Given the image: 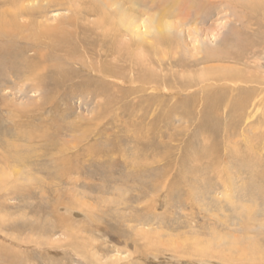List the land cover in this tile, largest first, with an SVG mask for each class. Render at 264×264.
<instances>
[{
	"label": "rangeland",
	"instance_id": "374dc122",
	"mask_svg": "<svg viewBox=\"0 0 264 264\" xmlns=\"http://www.w3.org/2000/svg\"><path fill=\"white\" fill-rule=\"evenodd\" d=\"M111 1L107 17L146 10L136 26L179 12L168 20L174 44L158 52L154 31L124 30L123 43L142 45L134 86L123 72L127 82L107 91L114 101L85 73L55 88L0 70V264H264V102L250 115L228 103L206 113L213 82L199 83L215 67L264 89V11L250 0H206L200 15L179 10L182 0ZM66 7L51 4L41 20L70 16ZM195 47L255 52L189 67Z\"/></svg>",
	"mask_w": 264,
	"mask_h": 264
},
{
	"label": "bare ground",
	"instance_id": "6f19581e",
	"mask_svg": "<svg viewBox=\"0 0 264 264\" xmlns=\"http://www.w3.org/2000/svg\"><path fill=\"white\" fill-rule=\"evenodd\" d=\"M137 1L140 2L141 0ZM172 1L175 4L178 2V0ZM205 1L182 0L179 10L185 6L184 10H193L195 6V15H200L204 12L205 8L203 5L206 3ZM34 3L37 5H33L31 0H0V70L5 73H16L17 69H24L28 73H31L32 79H28V82H32L33 87H39L41 84H50L57 88L63 86V82L69 83L74 80L79 73H85L96 79L94 83L98 82V85H92L93 91L95 89V92L99 96L107 97L108 103L113 98H116L114 97L116 95L110 97L112 95L109 96L107 91L109 89H118L120 88V83L127 82L124 79L123 72L127 71L129 73L127 77L129 83L132 84L134 82V72L137 70L135 67H137L139 62L136 51L140 49L142 44L135 43L134 39L123 43L120 39L124 36V30L128 33L136 30L133 34L129 35L132 37L137 36V32L142 28H145V31H154L155 34L152 36L154 46L152 50L154 52H158L161 47H169L174 44L171 32L177 26L175 27V23L168 20L174 17L173 13L176 15L179 12L176 14L172 12L171 15L164 13V19L160 18L161 21L152 18L144 25L139 24L136 26L140 21L139 17L147 12L146 10H143L145 13L137 11L136 5H129L127 12L123 8H119L115 10L114 15L109 14L107 17L105 12L113 6L111 0H34ZM247 3L245 6L248 5L252 12L264 11V5H262L264 4V0H250ZM51 4L53 7L58 8L67 6L66 9L71 12L70 16L58 20L54 19L53 22L55 23L53 24H50L48 20L42 21L41 19L45 18L48 7ZM135 14H138V17ZM89 17H97V20L86 23ZM243 50V54H232L229 49L216 50L207 48L200 52V49L195 47V53L190 57L189 67L229 61H234V63L240 65L243 59L245 60V56H247L246 51L253 55L255 52L251 49ZM108 59H111L113 62L109 63ZM123 62L124 64H128L125 70L118 65ZM183 63H181L182 66L184 65ZM161 64L163 65V63ZM170 65L172 66V64ZM218 70L212 67L199 73V83L213 82L205 85L207 87L201 97V100L206 103V113L211 112L214 106L221 103H228L227 106L230 107L228 108L230 112L233 111L234 115H243L244 113L250 115V110L254 108L258 110L259 107L255 103L258 97L262 98V102H264V89L258 90L252 87L246 88L247 86L237 85H247L254 81L251 78L244 77L245 72L231 71L230 69ZM149 77V75L140 77L138 83L140 82V85L141 83L144 85L149 83ZM202 77H204L203 80ZM105 79H110L111 81L107 82ZM115 80L120 81V83H115ZM87 82V84L89 82L93 83L92 80ZM218 82L225 84H223V87H217L215 84ZM227 83L231 85H227ZM184 88L191 89L193 85L185 81ZM209 89L210 92H208ZM90 96L92 95L90 94ZM6 160H9V156ZM7 162L2 161L4 165H8ZM4 171L0 173V185L2 183L6 187L8 185L6 179L1 180L2 175L6 177L3 173Z\"/></svg>",
	"mask_w": 264,
	"mask_h": 264
}]
</instances>
